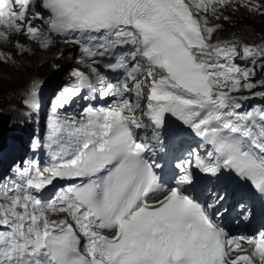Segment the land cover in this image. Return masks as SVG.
<instances>
[{"label":"snow or ice","instance_id":"1","mask_svg":"<svg viewBox=\"0 0 264 264\" xmlns=\"http://www.w3.org/2000/svg\"><path fill=\"white\" fill-rule=\"evenodd\" d=\"M228 2L40 0L42 13L33 0H0V38L24 34L46 48L52 34L71 37L89 62L99 95L115 98L110 107H85L78 120L54 118L51 139L59 151L52 165L26 167L16 182L0 186V264H264V231L255 238L230 237L213 219L215 204L186 194L193 167L211 176L226 169L264 194V107L242 112L239 101L248 97L231 95L256 87L249 81L254 70L233 62V43H209L215 29L192 12L193 4L215 12ZM30 11L47 32L32 26ZM243 55L264 58V46L245 45ZM9 59L0 53V60ZM98 65L122 70L124 78L113 83ZM141 74L144 79H137ZM71 75L75 83L62 90L54 111L82 89L96 90L84 72ZM146 82L142 115L152 140L160 142L170 116L210 146L206 156L192 149L176 163L170 188L154 170L159 165L145 159L153 144L138 135L149 126L136 115ZM58 178L84 182L61 188L51 200L39 198ZM223 199L217 194L216 203ZM55 212L71 222L50 220ZM241 244L254 246L251 254L231 259Z\"/></svg>","mask_w":264,"mask_h":264},{"label":"rangeland","instance_id":"2","mask_svg":"<svg viewBox=\"0 0 264 264\" xmlns=\"http://www.w3.org/2000/svg\"><path fill=\"white\" fill-rule=\"evenodd\" d=\"M260 2L263 8L257 7V5H249L247 7L231 6L227 8L226 13L214 14L212 17L221 25L216 35L221 37L235 35L245 41L259 42V47L264 46V0H260ZM222 24L224 25L223 27ZM12 37L14 44L11 43L3 47L4 50L11 54L12 60H0V114L4 116L8 114L10 117L18 115V113L19 115L21 113L26 115V119L31 123L28 126V132H31L33 125L30 121L33 120L35 110H33V107H29V103L25 101L23 94L27 89L28 79L33 74L38 78H42L45 83L42 85L41 90H46L47 92L53 86L56 87L69 79L68 77L71 76L70 68L74 63L73 59L75 56H70L72 51L68 47L54 46L50 50H45L28 41V38L24 35L14 34ZM6 42L8 43V41ZM17 45L21 47H17ZM30 45L35 51L34 54H37L35 61L30 57L28 58L26 54H17L14 51L20 48L25 52ZM32 65L35 67L33 68ZM262 65H264V58L256 56L254 66L250 68L254 70V74L249 77V81L256 84V87L248 90L241 88V93L259 90L264 93V84L259 83V81H264V67ZM245 67L248 68V66ZM244 105L245 107L252 105L253 108L264 107V98H258L255 103L247 101Z\"/></svg>","mask_w":264,"mask_h":264},{"label":"bare ground","instance_id":"3","mask_svg":"<svg viewBox=\"0 0 264 264\" xmlns=\"http://www.w3.org/2000/svg\"><path fill=\"white\" fill-rule=\"evenodd\" d=\"M194 8H192V10H193ZM23 36V35H22ZM235 36V35H234ZM238 37V36H237ZM13 38V37H12ZM17 38V37H16ZM16 38H14V39H16ZM239 38H241V37H239ZM20 40V39H19ZM18 40V41H19ZM224 41H227V42H229V43H233V44H235L236 43V39H234V38H232V37H226V38H224L223 40H208V42L209 43H216V42H224ZM6 42V41H5ZM14 42V41H13ZM23 42V41H22ZM9 44H11V43H5L3 46L5 47L6 45H9ZM14 44V43H13ZM16 45V44H15ZM60 47V46H59ZM17 48V47H16ZM64 48H67V46H64ZM10 49V48H9ZM35 49H36V47H35ZM50 50V49H49ZM7 51V50H6ZM17 54L19 53V54H26L27 55V57L29 58H31L33 61H35V57L37 56V54H34L35 53V51L32 49V47H31V45L29 46V48L25 51V52H23L22 51V49H15L14 50ZM37 51V50H36ZM10 52V51H9ZM45 52V51H44ZM15 53V54H16ZM66 54V53H65ZM38 55H39V53H38ZM43 55H45V54H43ZM49 56V55H48ZM59 58V57H58ZM53 59V58H52ZM56 59V58H55ZM54 60V59H53ZM32 67L34 68L35 66L34 65H32ZM11 68V67H10ZM7 70V69H6ZM35 70L37 71V69L35 68ZM13 71V70H12ZM45 83V81L42 79V78H38V77H36L34 74L28 79V82H27V87H30V88H34L33 86L35 85V88L36 87H42V85ZM1 132V131H0ZM30 132V131H29Z\"/></svg>","mask_w":264,"mask_h":264},{"label":"water","instance_id":"4","mask_svg":"<svg viewBox=\"0 0 264 264\" xmlns=\"http://www.w3.org/2000/svg\"><path fill=\"white\" fill-rule=\"evenodd\" d=\"M8 123V118L6 115L0 114V143L4 142L5 140V131H6V126Z\"/></svg>","mask_w":264,"mask_h":264}]
</instances>
